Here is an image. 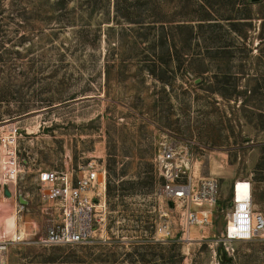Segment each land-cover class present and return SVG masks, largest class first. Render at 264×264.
Returning a JSON list of instances; mask_svg holds the SVG:
<instances>
[{"label": "rangeland", "instance_id": "1", "mask_svg": "<svg viewBox=\"0 0 264 264\" xmlns=\"http://www.w3.org/2000/svg\"><path fill=\"white\" fill-rule=\"evenodd\" d=\"M14 130L23 171L17 197H0V232L17 217L44 234L41 171L94 163L108 239L18 242L7 264H264V240L220 241L237 179L264 213V0H0V132ZM170 140L197 179L220 182L194 239L155 162ZM164 212L173 232L156 240Z\"/></svg>", "mask_w": 264, "mask_h": 264}, {"label": "built area", "instance_id": "2", "mask_svg": "<svg viewBox=\"0 0 264 264\" xmlns=\"http://www.w3.org/2000/svg\"><path fill=\"white\" fill-rule=\"evenodd\" d=\"M16 131L0 132V197L9 198L8 186L15 197L16 184L23 171ZM160 175L164 178L163 191L174 206L181 208V239H190L194 226L212 222L213 208L220 197V182L216 177L197 179L193 172L194 158L189 146L178 140L165 141L155 157ZM105 166L90 163L79 168L45 169L39 177V195L42 211L50 215L46 231L28 234L16 228L7 235L0 232V264L8 263L12 244L37 242L45 246L87 244L107 240L108 207L105 192ZM103 174V175H102ZM103 178H102V176ZM104 182V184H102ZM21 212L26 203L18 204ZM156 223L154 239L172 235L173 223L167 218ZM228 223L220 241L264 240V213L255 209L253 183L250 179H237L232 188V205L227 215Z\"/></svg>", "mask_w": 264, "mask_h": 264}, {"label": "bare ground", "instance_id": "3", "mask_svg": "<svg viewBox=\"0 0 264 264\" xmlns=\"http://www.w3.org/2000/svg\"><path fill=\"white\" fill-rule=\"evenodd\" d=\"M6 220V219H5ZM17 222H18V219L17 217L15 218V222L13 221L11 223L10 220H7L6 223L4 222L3 224V228H4V232L7 234V235H12L16 232V228H17ZM191 239H194V237H192Z\"/></svg>", "mask_w": 264, "mask_h": 264}, {"label": "water", "instance_id": "4", "mask_svg": "<svg viewBox=\"0 0 264 264\" xmlns=\"http://www.w3.org/2000/svg\"><path fill=\"white\" fill-rule=\"evenodd\" d=\"M252 1H258V0H252ZM5 192H6V194L8 196H11L12 195V192H11V190H10V188L8 186L5 187ZM19 199H20V201L22 203H28V200L25 199L22 195H20Z\"/></svg>", "mask_w": 264, "mask_h": 264}, {"label": "crops", "instance_id": "5", "mask_svg": "<svg viewBox=\"0 0 264 264\" xmlns=\"http://www.w3.org/2000/svg\"><path fill=\"white\" fill-rule=\"evenodd\" d=\"M1 214L3 215L4 218H7V217H6V211H5V210L2 211ZM5 223H6V222H5ZM195 231H198V232H199V230H196V229H195Z\"/></svg>", "mask_w": 264, "mask_h": 264}, {"label": "trees", "instance_id": "6", "mask_svg": "<svg viewBox=\"0 0 264 264\" xmlns=\"http://www.w3.org/2000/svg\"><path fill=\"white\" fill-rule=\"evenodd\" d=\"M247 2H250V0H247Z\"/></svg>", "mask_w": 264, "mask_h": 264}]
</instances>
